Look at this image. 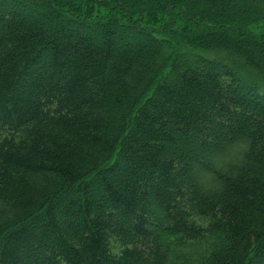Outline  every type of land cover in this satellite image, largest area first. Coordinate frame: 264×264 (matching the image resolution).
<instances>
[{"label":"trees","instance_id":"obj_1","mask_svg":"<svg viewBox=\"0 0 264 264\" xmlns=\"http://www.w3.org/2000/svg\"><path fill=\"white\" fill-rule=\"evenodd\" d=\"M0 264H264V0H0Z\"/></svg>","mask_w":264,"mask_h":264},{"label":"clouds","instance_id":"obj_2","mask_svg":"<svg viewBox=\"0 0 264 264\" xmlns=\"http://www.w3.org/2000/svg\"><path fill=\"white\" fill-rule=\"evenodd\" d=\"M231 147L239 151L238 164L242 165L244 163V156L248 151V145L244 144L241 140H237L234 142V144ZM217 170L219 171L220 169L218 168ZM211 175H212L211 173L204 172L197 177V184L204 192H208L210 190V187L207 183V177Z\"/></svg>","mask_w":264,"mask_h":264}]
</instances>
